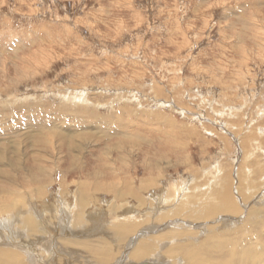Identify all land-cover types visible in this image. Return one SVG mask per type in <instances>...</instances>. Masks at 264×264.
Listing matches in <instances>:
<instances>
[{
	"label": "rangeland",
	"instance_id": "obj_1",
	"mask_svg": "<svg viewBox=\"0 0 264 264\" xmlns=\"http://www.w3.org/2000/svg\"><path fill=\"white\" fill-rule=\"evenodd\" d=\"M5 151L0 250L37 237L25 250L53 264H186L236 222L264 264V0H0Z\"/></svg>",
	"mask_w": 264,
	"mask_h": 264
},
{
	"label": "bare ground",
	"instance_id": "obj_2",
	"mask_svg": "<svg viewBox=\"0 0 264 264\" xmlns=\"http://www.w3.org/2000/svg\"><path fill=\"white\" fill-rule=\"evenodd\" d=\"M59 95V94H58ZM62 95H64V94H62ZM120 95V94H119ZM126 97V96H125ZM124 96L122 97L123 99L125 98ZM130 98H132V97H130ZM76 99V98H75ZM122 99V100H123ZM68 101V100H67ZM73 103V102H72ZM86 103V102H85ZM119 103V102H118ZM72 105V104H71ZM70 105V106H71ZM120 105V104H119ZM44 106V105H43ZM126 106V105H125ZM82 107V106H81ZM126 108V107H125ZM63 109V108H62ZM74 109V108H73ZM98 109V108H97ZM78 110H79V108H78ZM77 110V111H78ZM22 111V110H21ZM76 111V110H75ZM85 111V110H84ZM23 112V111H22ZM94 112V111H93ZM116 112V111H115ZM136 112V111H135ZM21 113V112H20ZM66 113H68L67 111H66ZM81 113V112H80ZM127 113V112H126ZM69 114V113H68ZM74 114H75V112H74ZM28 115H30V114H28ZM85 116V115H84ZM95 116V115H94ZM24 117H26V118H30V116H24ZM73 116H71V118H72ZM133 117V116H132ZM70 118V117H69ZM76 118V120H78L77 119V116L75 117ZM75 118H74V123H75ZM115 118V117H114ZM118 118V117H117ZM110 119V118H109ZM41 120V119H40ZM70 120V119H69ZM42 121V120H41ZM45 121V120H44ZM53 121V120H52ZM56 121V120H55ZM71 121V120H70ZM82 121H84L83 119H82ZM113 121V120H112ZM112 121H110V126H111V122ZM42 123V122H41ZM76 123H77V121H76ZM84 123V122H83ZM82 123V124H83ZM117 123V122H116ZM43 124H45L44 122H43ZM80 124V123H79ZM46 125V124H45ZM47 125H49V124H47ZM84 125H86V124H83L82 126L83 127H86V126H84ZM39 126V125H38ZM60 126V125H59ZM73 126H74V124H73ZM77 125H75V127H76ZM81 126V124H80V127H82ZM102 126V125H101ZM72 127V126H71ZM79 126L78 127H76V128H80ZM82 127V128H83ZM96 127H99V126H96ZM99 128H101V127H99ZM106 128V126H104V128L103 129H105ZM111 128V127H110ZM39 129H42L41 127L39 128ZM38 129V130H39ZM47 129V128H46ZM87 129V128H86ZM102 129V130H103ZM107 129V128H106ZM122 129V128H121ZM129 129V128H128ZM160 129V128H159ZM48 130H49V127H48ZM47 130V131H48ZM52 130V129H51ZM108 130V134H110L109 133V130L110 129H107ZM106 130V131H107ZM112 130V129H111ZM111 130H110V132H111ZM117 130V129H116ZM45 131V130H44ZM46 131V132H47ZM76 131V130H75ZM86 131V130H85ZM104 132H105V130H103ZM113 131V130H112ZM123 131V130H122ZM128 131V130H127ZM126 131V132H127ZM40 132V131H39ZM42 132V131H41ZM41 132L39 133V134H41ZM45 132V133H46ZM117 132V131H116ZM155 132V131H154ZM113 134H114V131L112 132ZM119 133V135H121L120 134V132H118ZM117 133V134H118ZM124 133H125V131H124ZM127 133H129L130 134V132H127ZM60 134V133H59ZM63 134V133H62ZM104 134V133H103ZM107 134V135H108ZM82 135V134H81ZM116 135V134H115ZM125 136H124V138H126V136H127V134H124ZM154 135V134H153ZM34 137H35V135H33ZM62 136V135H61ZM60 136V137H61ZM122 136V135H121ZM132 137H133V135H131ZM33 137V138H34ZM84 137V136H83ZM80 138V137H79ZM120 138V137H119ZM81 139V138H80ZM104 139V138H103ZM129 139V137H127V140ZM134 139V138H133ZM132 139V140H133ZM15 140V139H14ZM13 140V141H14ZM33 140V139H32ZM36 142H37V144L39 143L40 144V142L42 143V141L43 140H41V137L40 136H38L36 139ZM74 141V140H73ZM122 141V140H121ZM139 141V140H138ZM15 142V141H14ZM45 142V141H44ZM43 142V143H44ZM48 142V141H47ZM70 143V142H69ZM130 143V142H129ZM80 144V143H79ZM97 144V143H96ZM127 144V143H126ZM75 145H76V143H75ZM120 145H121V143H120ZM131 145V144H130ZM44 146H45V144H44ZM77 146V145H76ZM122 147V146H121ZM133 147V146H132ZM119 148V147H118ZM117 149V148H116ZM175 151H176V149H174ZM120 151V150H119ZM178 151V150H177ZM14 152V151H13ZM4 154H6V151L5 152H3L2 154H0V164L1 165H3V160H2V155H4ZM105 164H103V165H101V166H104ZM105 166H107V165H105ZM125 166V165H124ZM108 167V169L110 170V167L109 166H107ZM100 169H101V167H99V170H98V173H100ZM44 171V170H43ZM0 172H2V170H0ZM4 173V172H3ZM40 174V173H39ZM38 174V175H39ZM3 175V174H2ZM9 173H6V174H4V178H8L9 177ZM43 175V174H42ZM94 176H97V175H94ZM40 176H38V178H39ZM45 177V176H44ZM98 177V176H97ZM9 179V178H8ZM41 179V178H40ZM44 179V178H43ZM1 181H3V180H1ZM39 182V181H38ZM46 182V181H45ZM40 183H41V181H40ZM44 183V182H43ZM42 183V184H43ZM88 187V186H87ZM114 189H117V187L116 186H113L112 187V189H109V191H111V192H115V190ZM38 190H39V188H38ZM8 194V193H7ZM115 194H117L118 196H120L121 198H124V197H126L127 196V194H126V192H116ZM216 197V196H215ZM213 198V197H212ZM217 198V197H216ZM217 201L218 199H214V201ZM215 201V203H217ZM212 202V201H211ZM16 204H17V201L15 202ZM210 206V204H205L204 206H203V208H208ZM9 207V206H8ZM50 208L49 207H45V209H44V213H45V215L44 216H42V217H44L45 218V222H47V223H45V225H47L48 227H46V229L48 230L49 229V224H50V219H51V214L50 213H47V212H45L46 210H49ZM6 210H8V208H7V206H6V204H2V205H0V213H2V212H6ZM237 212V211H236ZM57 213V212H56ZM3 214V213H2ZM257 214V213H256ZM55 215H57V214H55ZM27 216H29V217H31V218H29L28 219V222H29V224H30V226H32L33 225V223H34V221H33V215L32 214H27ZM63 216H65V215H63ZM67 216V215H66ZM101 218H102V216H100ZM58 218V217H57ZM94 218H97V217H94ZM72 219V218H71ZM21 219L18 217V219H17V222L18 221H20ZM54 220V219H53ZM0 221H2V219H0ZM8 220H6V222H7ZM73 221V220H72ZM78 221V220H77ZM108 221V220H107ZM3 222V221H2ZM21 222V221H20ZM52 222V221H51ZM49 223V224H48ZM77 223H79V222H76L75 224H77ZM129 223H131V224H128L127 226H126V228H123V227H121V225L120 224H117L116 226L117 227H115V229L116 228H120V230H118L116 233H115V235L117 236V237H124V236H126V235H130V234H132V231H135L136 230V225H134L135 224V222L134 221H130ZM52 224V223H51ZM111 223L109 222V224L108 225H110ZM229 224V223H228ZM246 224L247 225H249V226H251V222L250 221H248V222H246ZM55 225V224H54ZM60 225V224H59ZM69 226H70V223H69ZM69 226H67V223H66V225L65 226H63V227H61V229H63V231H61L60 232V228H59V233H64V234H66V236H70V235H73L75 232H73V231H80L79 229H75L76 227H69ZM227 226H229L230 228H236L237 229V232H235V234L233 235V238L231 237H223V238H219V237H216V236H211L210 237V239H209V241H208V243L204 246L203 244H200L199 246H198V248H196V250H194V252H193V254H194V257H189L188 259H187V261H185V263L186 264H205V263H207V264H261L260 263V256H261V253H256L255 252V250H254V245H252V244H250V245H246L245 244V242L247 241V237H246V235L243 233H240V228L239 227H237V223L236 222H231V224L230 225H227ZM70 228L73 230V231H71L70 230ZM84 228V227H83ZM113 228V227H112ZM57 229V228H56ZM260 229H262V227H259V229L258 230H256V231H254V233H255V235H254V238H255V240H256V238H257V243L258 244H263L261 241H259V239H262L263 238V236L261 235V234H259L258 233V231L260 230ZM50 230V229H49ZM84 230H87L86 228H84V229H82L81 231H83L84 232ZM1 232V231H0ZM43 231H40V232H38V233H42ZM107 232H109V230H108V228L106 227V229H105V231H104V235H105V233H107ZM22 233V232H21ZM84 234V233H83ZM75 236H76V234H75ZM22 238V237H21ZM79 238V237H78ZM121 239V238H120ZM22 240V239H21ZM25 240V239H24ZM31 240H33V241H27V244L22 240L21 242H20V244L19 245H13V244H11V245H9V247L10 248H8V249H4V250H0V259L1 260H3L5 257H7V258H9V264H25V261H24V259L22 258H20L19 256H18V254H17V251H21V252H23V253H25L26 255H29V254H31L32 255V258L31 259H29L28 260V262L29 263H31V264H49V261H51V260H48V261H46V259H43V258H39L40 256H35L34 254H36V253H34V254H32V252H30V250L29 251H26L28 248L29 249H33V247L31 246V245H33L34 243H39V238L37 239V237L35 238V239H31ZM135 240V239H134ZM264 241V240H263ZM65 242H66V244L68 245V246H72V247H76V248H83V246L84 247H87V249L88 250H90V251H92V252H94V253H99V251H101V250H104L105 248H106V245L105 244H103V245H100V244H97V245H90V244H88V245H86V244H84V242H81L80 240H74V239H71V238H65ZM155 245H157V246H159V243H155ZM8 246V245H7ZM44 246V245H43ZM26 249V250H25ZM51 249L52 250H54L52 253H54V255L56 254V255H62V256H64V253H63V251L64 250H62V249H60L59 251H55L57 248L56 247H54V244H52L51 245ZM58 250V249H57ZM129 250V249H128ZM142 250L143 251H146V249H144V248H142V249H140V250H137V251H135L134 252V254L132 255V257L133 258H135V259H137L138 257H139V253H141L142 252ZM171 251L169 252V254L171 255V254H175L174 253V250L175 249H170ZM33 252H34V249L32 250ZM51 251V250H50ZM30 252V253H29ZM40 252V251H39ZM70 254H73V253H78V252H73V251H68ZM41 253V252H40ZM40 253H37V254H40ZM48 253H49V251H48ZM41 254H43V252L41 253ZM51 254V253H50ZM79 254V253H78ZM205 255V257H206V262H204L203 261V259L201 258V260H197L196 258H195V256H202V255ZM44 255V254H43ZM54 255H52V256H54ZM49 257H50V255H49ZM48 257V258H49ZM56 257V256H55ZM214 257H218V259L219 260H214ZM54 258V257H53ZM55 259V258H54ZM225 262V263H224ZM51 264H53V262L51 261Z\"/></svg>",
	"mask_w": 264,
	"mask_h": 264
}]
</instances>
